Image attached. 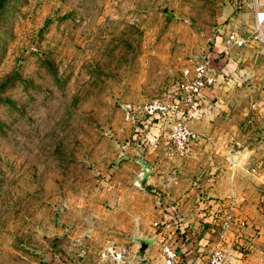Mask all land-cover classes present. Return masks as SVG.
Returning <instances> with one entry per match:
<instances>
[{
    "label": "rangeland",
    "instance_id": "374dc122",
    "mask_svg": "<svg viewBox=\"0 0 264 264\" xmlns=\"http://www.w3.org/2000/svg\"><path fill=\"white\" fill-rule=\"evenodd\" d=\"M260 12L264 0H6L0 264H103L98 237L106 233L140 257L157 243L142 251L134 236L157 238L154 222L174 205L192 213L184 236L193 239L195 261L210 264L221 249L225 264H264ZM231 31L247 45L229 47ZM204 57L217 86L186 115L198 141L190 156L165 157L175 186L157 200L137 183L142 161H157L140 105ZM207 182L217 189L209 204L201 198ZM227 217L229 229L222 226ZM167 221L165 233L175 242Z\"/></svg>",
    "mask_w": 264,
    "mask_h": 264
},
{
    "label": "built area",
    "instance_id": "2783aa9c",
    "mask_svg": "<svg viewBox=\"0 0 264 264\" xmlns=\"http://www.w3.org/2000/svg\"><path fill=\"white\" fill-rule=\"evenodd\" d=\"M259 21L264 20V12L258 13ZM262 41H264L262 39ZM229 46L241 48L247 45V39L240 36L238 32L231 31L228 35ZM217 86L216 74L211 68V61L204 57L201 60H191L182 74L165 89L162 96L155 97L140 109L151 117H157L162 127L168 125L169 147L167 155L174 157L190 156L194 151L195 143L198 141L197 132L192 129L186 118V111L195 109L202 100L203 92L209 87ZM244 225L245 223L242 222ZM158 229L156 243L159 244L163 255V264H184L176 246L171 243L165 233L162 221L154 222ZM232 225L231 218L223 220L222 226L229 229ZM100 263L103 264H139L141 257H137L127 245L116 242L106 243L98 252ZM225 253L216 249L211 257L210 264H225Z\"/></svg>",
    "mask_w": 264,
    "mask_h": 264
},
{
    "label": "crops",
    "instance_id": "0c3cea01",
    "mask_svg": "<svg viewBox=\"0 0 264 264\" xmlns=\"http://www.w3.org/2000/svg\"><path fill=\"white\" fill-rule=\"evenodd\" d=\"M224 50H227V48L225 47ZM226 52H228V51H226ZM211 90H214V87L207 88L204 93L205 94L206 93L211 94ZM156 133H158V132L156 131ZM167 140H169V134H168V132L164 131L163 127H162L160 130V136L154 139L156 144H154L152 147H150L151 157L155 158L157 161H156V163H154V162L149 163V165L152 169V172H151L150 182L148 185H151L155 189H158L159 191H162V192L170 191V192H168V195H170V193L172 192V189L175 185L173 182V176L170 173L171 167L168 164H166V163H168V160L165 157H169V156L167 155V152L164 149V144H162V142H164V141H165L164 143H167ZM153 161H154V159H153ZM211 185H212V183H209V182H207V184H205V187L209 190L208 191L209 194L207 197H205V196L201 197L203 199L209 198L208 200H206V199L204 200L206 203H208V202L210 203L214 200V199L210 198V196H213L212 193H210V191H212V192H214V190L217 191V189L215 187H212ZM177 194H179V193H176L173 195L174 199L176 198L175 196H177ZM177 198H179V197H177ZM180 200H182L181 203H184L183 200H185V197L181 198ZM184 209H185V207H184ZM173 210H175L177 212L176 216H173V213H174ZM183 210H181V212ZM161 211H162L163 215H162V220L160 219V221H162V223L166 224V225L168 223L167 220L172 221L173 226H174L173 233L177 234V238H176L177 241H175V242L170 241V242L173 243V245L176 246L177 249L179 247L178 250L179 251L181 250V252L183 254H185V256H188V257H183V256H181L182 253L180 254L184 264H200L198 260L195 261L193 259V256H189V253L192 252V248H193V244H190L189 240H193V239L191 237L190 238L185 237L184 234L179 237L180 232H179V230L177 231L178 228L175 225L177 223V221L181 220L182 222H181L180 226L181 227L183 226L182 227L183 228L182 232H183L184 231V225L188 224V223H186V219H187L186 216H187V214H192V213L189 212V210H187V209L185 210V212L180 213L175 205L170 208V211L166 212L164 209H161ZM183 214H184V216H183ZM203 214H206V213H203ZM163 220H165V221H163ZM110 236H111L110 234L106 233L103 236L98 237V240H100L99 242H100L101 246H104L108 242H117L115 240L110 239ZM118 244H119V242H118ZM120 244L126 245L125 241L124 242L121 241ZM128 246H133V245H128ZM158 248L160 249V246L157 243V246H154L151 252H145V253H142V255H140L142 260L144 258H146L148 260L144 264H159L160 263L158 260V258H159ZM160 254H161V252H160ZM148 257H149V259H148Z\"/></svg>",
    "mask_w": 264,
    "mask_h": 264
},
{
    "label": "water",
    "instance_id": "95a60500",
    "mask_svg": "<svg viewBox=\"0 0 264 264\" xmlns=\"http://www.w3.org/2000/svg\"><path fill=\"white\" fill-rule=\"evenodd\" d=\"M143 172L141 177L138 179L137 183L141 188H146L150 182L152 169L148 163L142 161ZM134 239L137 241L139 249L142 251H147L152 248L153 244L156 243L157 238H146L142 236L135 235Z\"/></svg>",
    "mask_w": 264,
    "mask_h": 264
},
{
    "label": "trees",
    "instance_id": "16d2710c",
    "mask_svg": "<svg viewBox=\"0 0 264 264\" xmlns=\"http://www.w3.org/2000/svg\"><path fill=\"white\" fill-rule=\"evenodd\" d=\"M5 2H6V0H0V11H1V9H3V7L5 6ZM1 14V13H0ZM1 16V15H0ZM205 92V91H204ZM192 111H193V109H191V110H187L186 111V114L188 115H190L191 113H192ZM149 124H152V126H151V134H152V136H151V138L154 140L155 138H157V137H159L160 136V132H159V130H160V128H162V124L161 123H159L158 122V119H157V117H151V116H149ZM156 131L158 132V133H156ZM155 142V141H154ZM154 144H156V142L154 143ZM153 144V145H154ZM149 186V190L154 194V196L157 198V200L159 199V200H161L160 199V197H161V192L158 190V189H155L153 186H151V185H148ZM167 207V206H166ZM166 207H164V208H166ZM165 210V209H164ZM167 211H170V208H166V212ZM174 211V213H173V216H176V214H177V212L175 211V210H173ZM178 222V221H177ZM179 222H182L181 220L179 221ZM180 224L181 223H179L178 224V226H179V228H178V230H180ZM208 227H209V225H207ZM189 227V225H187V228ZM185 232H186V230H184L183 231V234H185Z\"/></svg>",
    "mask_w": 264,
    "mask_h": 264
}]
</instances>
